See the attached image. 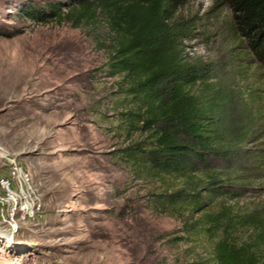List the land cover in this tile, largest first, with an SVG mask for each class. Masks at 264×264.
<instances>
[{"label": "rangeland", "instance_id": "1", "mask_svg": "<svg viewBox=\"0 0 264 264\" xmlns=\"http://www.w3.org/2000/svg\"><path fill=\"white\" fill-rule=\"evenodd\" d=\"M29 1L38 0H0V147L28 172L39 210L16 232L0 221V264H218L216 237L197 220L207 210L190 214L164 201L182 181L124 159L139 135L121 119L128 105L120 78L106 74V26L16 19ZM212 2L190 0L182 10L196 21L184 54L219 61L223 84L232 83L264 119V69L237 66L242 43L232 15L211 10ZM3 162L0 174H7ZM251 188L224 201L234 220L264 217V179Z\"/></svg>", "mask_w": 264, "mask_h": 264}, {"label": "trees", "instance_id": "2", "mask_svg": "<svg viewBox=\"0 0 264 264\" xmlns=\"http://www.w3.org/2000/svg\"><path fill=\"white\" fill-rule=\"evenodd\" d=\"M189 2L38 0L20 5L15 18L73 27L104 24L111 37L106 74L120 78L128 105L121 119L139 135L123 150L125 161L153 177L182 181L164 201L184 205L190 214L207 210L197 220L207 236L216 237L218 264H264V217L253 213L234 220L224 204L264 179V119L232 83L223 84L219 61L186 58L183 43L196 26L194 15L182 12ZM220 8L230 11L242 43L237 52L243 64L237 66L264 69V0H213L211 10ZM215 199L220 206L212 211Z\"/></svg>", "mask_w": 264, "mask_h": 264}, {"label": "built area", "instance_id": "3", "mask_svg": "<svg viewBox=\"0 0 264 264\" xmlns=\"http://www.w3.org/2000/svg\"><path fill=\"white\" fill-rule=\"evenodd\" d=\"M0 160L7 174H0V221L8 225V232H16L39 210L37 190L28 172L15 162L9 152L0 147Z\"/></svg>", "mask_w": 264, "mask_h": 264}, {"label": "bare ground", "instance_id": "4", "mask_svg": "<svg viewBox=\"0 0 264 264\" xmlns=\"http://www.w3.org/2000/svg\"><path fill=\"white\" fill-rule=\"evenodd\" d=\"M10 233H12V232H10Z\"/></svg>", "mask_w": 264, "mask_h": 264}]
</instances>
